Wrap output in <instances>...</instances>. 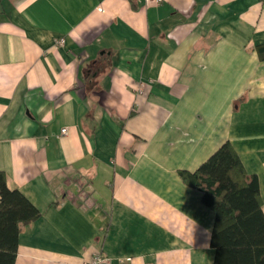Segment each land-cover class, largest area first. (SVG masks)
<instances>
[{
  "label": "crops",
  "instance_id": "crops-1",
  "mask_svg": "<svg viewBox=\"0 0 264 264\" xmlns=\"http://www.w3.org/2000/svg\"><path fill=\"white\" fill-rule=\"evenodd\" d=\"M262 46V0H1L0 172L40 212L15 264H213L179 172L229 142L264 214Z\"/></svg>",
  "mask_w": 264,
  "mask_h": 264
},
{
  "label": "trees",
  "instance_id": "trees-1",
  "mask_svg": "<svg viewBox=\"0 0 264 264\" xmlns=\"http://www.w3.org/2000/svg\"><path fill=\"white\" fill-rule=\"evenodd\" d=\"M258 53L264 58V46ZM179 176L202 193V202L214 212L213 264H264L258 181L246 173L231 144L220 146L195 172L180 171ZM39 216L22 193L7 188L0 172V264H15L20 227Z\"/></svg>",
  "mask_w": 264,
  "mask_h": 264
},
{
  "label": "built area",
  "instance_id": "built-area-1",
  "mask_svg": "<svg viewBox=\"0 0 264 264\" xmlns=\"http://www.w3.org/2000/svg\"><path fill=\"white\" fill-rule=\"evenodd\" d=\"M163 0H146V4L147 5H158L162 2ZM264 2V0H262ZM63 42V40H61V43ZM61 133L62 134H65L66 133V129H63L61 130ZM103 261H105L104 258H102L101 256L97 255L95 256L92 261L88 264H100L102 263Z\"/></svg>",
  "mask_w": 264,
  "mask_h": 264
}]
</instances>
